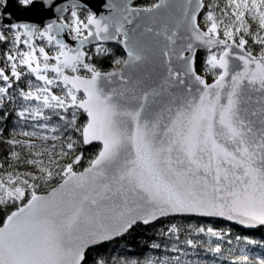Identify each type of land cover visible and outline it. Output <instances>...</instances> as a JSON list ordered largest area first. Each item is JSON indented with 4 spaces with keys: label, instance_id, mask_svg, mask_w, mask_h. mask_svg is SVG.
Segmentation results:
<instances>
[{
    "label": "snow or ice",
    "instance_id": "snow-or-ice-1",
    "mask_svg": "<svg viewBox=\"0 0 264 264\" xmlns=\"http://www.w3.org/2000/svg\"><path fill=\"white\" fill-rule=\"evenodd\" d=\"M17 4L47 18L13 22L0 0V264H264L171 222L264 226V0ZM165 218L166 254H100Z\"/></svg>",
    "mask_w": 264,
    "mask_h": 264
},
{
    "label": "trees",
    "instance_id": "trees-1",
    "mask_svg": "<svg viewBox=\"0 0 264 264\" xmlns=\"http://www.w3.org/2000/svg\"><path fill=\"white\" fill-rule=\"evenodd\" d=\"M138 3H151L152 0H137ZM107 46L112 47L114 52L117 55L122 54V50L118 48L115 44H108ZM202 55V53L200 54ZM102 60V67L105 70H109L111 67V60L108 58H99ZM12 121L10 120L8 122V126L11 127ZM5 146L0 145V158H2L4 152H5ZM91 151V149H88L86 152V155ZM173 223H183L185 225L187 224H197L202 225L204 227H213L217 231H224V232H230L231 239H232V252H229V247L224 244L223 248V257L222 259L230 260L233 255H238L239 250L241 248H244L248 250V254L250 256H259L262 253H264V247H261V244H264V228H258L254 231H245L243 229H240L237 226L231 225L229 223L218 221V220H209V219H202L197 217H191L188 218L186 221L182 220L180 218H177L175 220H172ZM170 226L169 219L165 218L162 221L154 222L153 224L143 226L138 225L134 227V229L130 230L129 233H126L123 237L117 238L114 242L105 244L103 247L99 248V252L102 255H130L133 258H143L144 256H162L165 253L164 246L167 245L168 247H171L172 241L168 240L166 237H163L160 235L161 231H166L167 228ZM241 236L247 237L249 239L256 240L258 243L256 245H247L244 243L237 244L235 237ZM185 238V233H181V240ZM194 239L204 241L207 243L208 241H211L213 243V246L218 242L216 241V238H210L206 236H193ZM159 243L161 244L160 249H152L151 244L152 243ZM199 257L202 259H205L208 264H211L212 261V254L211 253H205L203 249L197 250ZM171 254V253H168ZM96 255V252L90 253V259L89 264H92V257ZM192 259H196L197 256L193 255L191 257Z\"/></svg>",
    "mask_w": 264,
    "mask_h": 264
},
{
    "label": "water",
    "instance_id": "water-1",
    "mask_svg": "<svg viewBox=\"0 0 264 264\" xmlns=\"http://www.w3.org/2000/svg\"><path fill=\"white\" fill-rule=\"evenodd\" d=\"M65 2H67V0H65ZM87 3L93 8V10H97V11L103 10L100 7L101 4L103 3V0H87ZM7 11L12 14L13 22H16L17 20H19L21 22H27V23H39L42 19L46 20V18H47L46 14L39 8H35V9L30 10V11H24L23 9H20L18 7L17 0H8ZM109 44H112V43H109ZM197 218L223 221V222L235 225V226H237L240 229H243L245 231H254L258 228H264V226H259L257 228H245L243 226L234 224L231 221H227V220H223V219H219V218H204V217H197ZM141 225H143V224H141ZM143 226H147V225H143Z\"/></svg>",
    "mask_w": 264,
    "mask_h": 264
}]
</instances>
